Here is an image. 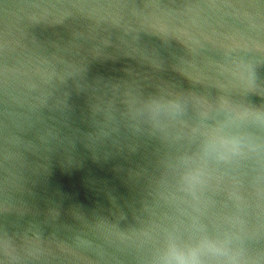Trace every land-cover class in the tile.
Masks as SVG:
<instances>
[{"label": "water", "instance_id": "water-1", "mask_svg": "<svg viewBox=\"0 0 264 264\" xmlns=\"http://www.w3.org/2000/svg\"><path fill=\"white\" fill-rule=\"evenodd\" d=\"M0 264H264V0H0Z\"/></svg>", "mask_w": 264, "mask_h": 264}]
</instances>
